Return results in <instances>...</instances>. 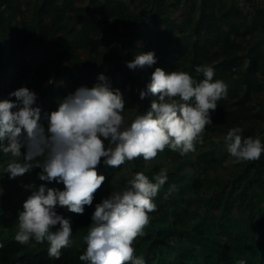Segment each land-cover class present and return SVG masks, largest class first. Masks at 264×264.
I'll list each match as a JSON object with an SVG mask.
<instances>
[{
  "label": "trees",
  "instance_id": "obj_1",
  "mask_svg": "<svg viewBox=\"0 0 264 264\" xmlns=\"http://www.w3.org/2000/svg\"><path fill=\"white\" fill-rule=\"evenodd\" d=\"M184 1L94 0L82 6L77 0H35L23 8L22 0H0V102L15 100L10 93L27 87L37 95L34 106L41 108L45 127L44 114L57 110L58 101L79 87L91 88L100 74L121 91L126 125L158 99L151 93L143 100L139 96L157 67L186 72L199 82L204 77L195 69L207 64L213 79L228 85L195 151L181 156L166 147L150 161L138 157L118 168L102 160L97 171L106 179L92 205L82 215L57 206L73 231L59 259L49 257L47 241L21 245L14 237L18 212L31 195L26 186L62 191L64 185L39 180V168L9 179L4 168L11 157L0 152V264H84L79 256L86 251L95 205L124 189L135 173L155 182L161 170L168 180L154 198L157 208L149 213L144 235L134 241L136 256L145 264H237L241 259L264 264V152L258 160L234 164L225 140L231 128L240 127L243 137L264 145V109L252 99L264 91V6L243 0L250 1L246 11L237 0H190L181 18L173 16L172 9ZM150 51L156 64L126 66ZM223 169L229 172L220 175Z\"/></svg>",
  "mask_w": 264,
  "mask_h": 264
},
{
  "label": "clouds",
  "instance_id": "obj_2",
  "mask_svg": "<svg viewBox=\"0 0 264 264\" xmlns=\"http://www.w3.org/2000/svg\"><path fill=\"white\" fill-rule=\"evenodd\" d=\"M156 62L150 51L137 55L126 66L135 70ZM195 71L204 77L199 82L186 72L168 73L155 68L139 96L143 100L151 93L158 99L151 102L145 114H137L130 125L122 115L125 101L121 91L113 90L104 74L91 88L79 87L58 101L57 110L44 114L47 127L41 123V108L34 106L36 93L27 87L10 93L15 100L0 102V152L11 157L4 173L16 179L39 168V180L64 185L62 191L44 184L38 188L26 186L31 195L18 212L15 241L21 245L47 241L49 257L59 259L61 250L72 243L73 231L70 219L59 215L56 208L66 207L82 215L85 206L92 205L94 194L106 179L97 171L102 160L104 165L118 168L138 157L150 161L166 147L183 156L195 151L197 143L203 144L205 128L213 123L211 113L216 111L218 101L227 97L228 85L214 80V69L207 64L197 66ZM242 132V128L233 127L225 137L234 164L258 160L264 152L259 138H245ZM153 180L137 172L124 189L95 205L80 261L145 264L143 256L135 255L133 244L144 235L149 213L157 208L154 198L168 180L166 170ZM57 225L58 230L53 231ZM237 264L247 262L241 259Z\"/></svg>",
  "mask_w": 264,
  "mask_h": 264
},
{
  "label": "rangeland",
  "instance_id": "obj_3",
  "mask_svg": "<svg viewBox=\"0 0 264 264\" xmlns=\"http://www.w3.org/2000/svg\"><path fill=\"white\" fill-rule=\"evenodd\" d=\"M22 1H23L22 7L25 8L27 1H35V0H22ZM90 1L92 2L94 0H77V3L79 5H82V6H87V5H89ZM237 1H239L241 4L245 3L247 5L246 8H245L246 11L249 10L248 6L250 5V1H245L244 3H243V0H237ZM258 2L260 3L259 5L264 6V1L263 0H258L257 3ZM190 5H191V1L190 0L184 1L182 6L176 8V9H172L171 13H172L173 16L181 18L183 16L182 13L186 12L187 9H188V6H190ZM252 99H253V102L257 104L258 109H264V91H260V92L255 93ZM228 165H229L228 166L229 169H231V170L234 169V166H233L232 163H228ZM228 172H229L228 169H223L222 170V174H220V175H225ZM110 194H108V196ZM108 196H106V198Z\"/></svg>",
  "mask_w": 264,
  "mask_h": 264
}]
</instances>
